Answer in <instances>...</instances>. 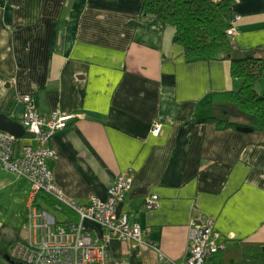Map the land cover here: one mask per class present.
Wrapping results in <instances>:
<instances>
[{"label": "crops", "instance_id": "0c3cea01", "mask_svg": "<svg viewBox=\"0 0 264 264\" xmlns=\"http://www.w3.org/2000/svg\"><path fill=\"white\" fill-rule=\"evenodd\" d=\"M142 11L143 0H0V111L21 121L18 97L30 93L42 114L75 115L47 159L67 199H106L116 178H133L118 207L146 231L142 241L112 238L110 264L183 262L203 217L228 244L264 243V131L215 121L217 93L242 79L229 60L187 61L176 28ZM233 16V56L264 57V0H234ZM257 89L264 95V79ZM4 169L0 264H16L14 243L31 237L32 184ZM85 225L101 239L97 222Z\"/></svg>", "mask_w": 264, "mask_h": 264}, {"label": "built area", "instance_id": "2783aa9c", "mask_svg": "<svg viewBox=\"0 0 264 264\" xmlns=\"http://www.w3.org/2000/svg\"><path fill=\"white\" fill-rule=\"evenodd\" d=\"M229 34L235 36L237 29H230ZM18 99L26 104L21 121L28 135L18 139L0 130V165L27 177L32 184L28 212L31 237L16 241L10 255L23 264H110L107 245L112 238L142 241L146 231L131 220L129 213L121 212L118 207L132 187L133 178L128 173L116 178L106 199L94 196L87 205L67 199L56 184L47 159L57 157L51 142L57 131L65 129L75 115L57 112L51 116L42 114L30 93ZM161 129V126H156L154 134L159 135ZM40 192L50 193L65 202L76 211L80 219L60 224L57 215L35 204ZM158 198V195L148 198L150 208L156 206ZM87 220L101 226V239L95 238L88 230L85 225ZM227 245L213 221L203 217L193 222L190 229L187 258L175 264H205L209 256Z\"/></svg>", "mask_w": 264, "mask_h": 264}, {"label": "trees", "instance_id": "16d2710c", "mask_svg": "<svg viewBox=\"0 0 264 264\" xmlns=\"http://www.w3.org/2000/svg\"><path fill=\"white\" fill-rule=\"evenodd\" d=\"M233 5L234 0H143L142 15L176 28L174 41L183 47L187 61H231L232 75L241 78L243 83L239 90L217 93L222 95L218 101L221 115L215 118L219 127H233L247 133L264 131V95L257 89L264 79V57L254 54L242 58L233 56L236 43L234 36L229 34V30L235 28ZM250 118L257 121L251 124ZM39 197L44 202L37 203ZM35 204L53 212H64L65 218L77 214L50 193L40 192ZM72 221L75 218H58L60 224ZM215 254L220 256L218 264H264V243L232 242ZM11 258L15 260L13 256ZM15 262L23 264L18 260Z\"/></svg>", "mask_w": 264, "mask_h": 264}, {"label": "water", "instance_id": "95a60500", "mask_svg": "<svg viewBox=\"0 0 264 264\" xmlns=\"http://www.w3.org/2000/svg\"><path fill=\"white\" fill-rule=\"evenodd\" d=\"M0 130L10 133L18 139L27 135L26 126L22 121L16 120L9 114L0 111Z\"/></svg>", "mask_w": 264, "mask_h": 264}, {"label": "rangeland", "instance_id": "374dc122", "mask_svg": "<svg viewBox=\"0 0 264 264\" xmlns=\"http://www.w3.org/2000/svg\"><path fill=\"white\" fill-rule=\"evenodd\" d=\"M219 114V113H218ZM221 114V112H220ZM257 120L255 118H250L249 122L251 124L255 123ZM3 168V167H2ZM7 170V169H4ZM9 171V170H8ZM59 216H63L62 212H58ZM64 217V216H63ZM208 264H218L220 262V256L219 255H213L212 258L208 261Z\"/></svg>", "mask_w": 264, "mask_h": 264}, {"label": "bare ground", "instance_id": "6f19581e", "mask_svg": "<svg viewBox=\"0 0 264 264\" xmlns=\"http://www.w3.org/2000/svg\"><path fill=\"white\" fill-rule=\"evenodd\" d=\"M236 28V27H235Z\"/></svg>", "mask_w": 264, "mask_h": 264}]
</instances>
